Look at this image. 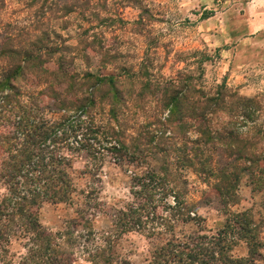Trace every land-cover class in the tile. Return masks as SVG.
I'll return each mask as SVG.
<instances>
[{
    "label": "trees",
    "instance_id": "obj_1",
    "mask_svg": "<svg viewBox=\"0 0 264 264\" xmlns=\"http://www.w3.org/2000/svg\"><path fill=\"white\" fill-rule=\"evenodd\" d=\"M5 1L0 0V12ZM11 1L19 9L10 15L21 16L0 25V252L21 232L31 235L30 264H71L55 249L56 236L41 227L36 211L44 202L71 201L73 160L81 152L96 159L105 148L126 166L147 164L133 176L136 201L119 211L127 221L120 233L140 228L142 216L155 218L156 193L162 199L174 195L172 217L192 219L171 185L172 166L200 176L223 210L239 201L244 177L264 199V94L241 96L225 79L206 85L203 65L209 59L203 52L158 56L160 44L149 35V11L140 0L125 1L140 11L133 34L145 46L131 62L117 37H104L127 25L119 10H107L108 0ZM70 26L75 44L63 35ZM168 61L173 72L166 76ZM108 68L113 72L103 74ZM79 217L70 221L72 229L82 226ZM261 235L264 221L256 223L252 211L230 213L213 236L169 240L157 264H254L264 259ZM240 242L246 257L232 254ZM95 258L110 264L103 251L90 261Z\"/></svg>",
    "mask_w": 264,
    "mask_h": 264
},
{
    "label": "rangeland",
    "instance_id": "obj_2",
    "mask_svg": "<svg viewBox=\"0 0 264 264\" xmlns=\"http://www.w3.org/2000/svg\"><path fill=\"white\" fill-rule=\"evenodd\" d=\"M125 1L108 0L107 10H119L127 25L121 29L108 30L104 37L109 40L117 37L121 42L119 49L123 55H127L125 60L131 62L134 61L132 55L139 57L145 46L144 38L133 34V23L140 11L125 6ZM140 1L149 11V35L160 44L158 56L162 58L168 55L172 59L178 52H203L209 59L203 65L206 85L220 84L225 79L227 86L241 96L264 94V68L260 61L263 42L261 39L256 40L264 31L263 0ZM18 9L15 1L6 0L0 12V25L15 17L18 13L14 16L10 14ZM63 35L71 44H75L74 26L65 30ZM77 64L83 67L81 61ZM171 66L168 61L162 73L172 75ZM182 66L180 64L178 68ZM112 72V68H108L102 73ZM45 116L50 120L57 118L55 114ZM124 116L121 114L120 119ZM130 132L135 131L133 129ZM69 141L75 145V139L71 137ZM102 149L99 151L104 155L100 158L95 156L96 159L86 156L85 152L75 155L71 177L76 192L71 196V201L58 204L44 202L36 211L41 227L56 236L55 241L59 246L55 249L63 252L62 259L71 258V264H101L99 258L93 262L90 259L102 251L110 264H157L161 262L158 257L163 258L159 255V249L169 240L183 241L192 235L213 236L223 228L230 213L250 210L256 223L264 221L263 195L253 191L247 178H242L239 183L237 204H231L223 210L200 176L189 169L172 166L170 180L175 179V182H171V185L179 192V200L190 207L192 219L185 220L186 216L181 214L172 217L173 212L168 207L175 205L174 195L162 199L156 193L154 204L158 207L155 218L142 216L140 228H130L131 231L120 233L122 228H127V221L121 220L119 211L136 201L132 194V186L135 185L133 176L144 171L147 164L135 169L116 162L114 156L107 155L106 149ZM147 161L160 165L159 160ZM3 193L0 184V197ZM79 216L84 217L79 222L82 226L72 229L70 221ZM86 221H89V225ZM58 234L62 236L58 238ZM30 237L21 232L12 236L5 253L0 252V264H30L26 261L31 246ZM106 237H110L109 244L105 241ZM260 251L264 257V247ZM232 254L246 257L245 243H238ZM254 264H264V259H258Z\"/></svg>",
    "mask_w": 264,
    "mask_h": 264
},
{
    "label": "crops",
    "instance_id": "obj_3",
    "mask_svg": "<svg viewBox=\"0 0 264 264\" xmlns=\"http://www.w3.org/2000/svg\"><path fill=\"white\" fill-rule=\"evenodd\" d=\"M264 1V0H263ZM254 4V3H253ZM259 39H261V41L263 42V45H262V50H263V52H262V56L260 57V61L262 62L261 63V65H262V67L264 68V31L262 32V34H260L257 38H256V40H259ZM255 40V39H254Z\"/></svg>",
    "mask_w": 264,
    "mask_h": 264
}]
</instances>
